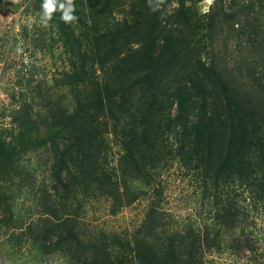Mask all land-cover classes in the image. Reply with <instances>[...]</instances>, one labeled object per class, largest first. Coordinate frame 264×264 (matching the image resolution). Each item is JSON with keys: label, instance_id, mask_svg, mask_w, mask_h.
I'll return each instance as SVG.
<instances>
[{"label": "trees", "instance_id": "trees-1", "mask_svg": "<svg viewBox=\"0 0 264 264\" xmlns=\"http://www.w3.org/2000/svg\"><path fill=\"white\" fill-rule=\"evenodd\" d=\"M171 1L72 0L78 19L69 23L53 12L49 46H60L69 105L56 99V112L40 120L32 94L10 115L16 127L0 128V233L19 227L8 183L30 174L22 170L46 143L42 125L66 213L59 219L52 207L28 224L39 252L82 264H215L257 251L250 220L252 210L264 213V0H213L203 12L201 0H175L169 11ZM25 2L42 15V0ZM170 161L200 181L205 221L174 222L151 201L131 232L78 235L71 214L81 201L105 198L113 214L150 187L161 194L153 181Z\"/></svg>", "mask_w": 264, "mask_h": 264}, {"label": "rangeland", "instance_id": "rangeland-1", "mask_svg": "<svg viewBox=\"0 0 264 264\" xmlns=\"http://www.w3.org/2000/svg\"><path fill=\"white\" fill-rule=\"evenodd\" d=\"M212 1L201 0L197 4L198 10L205 11ZM25 5V0H0V128L8 130L16 127L11 124L10 115L17 103L29 100L32 94L35 99L31 111L37 119L40 116V120L50 112H56V99L69 105L59 81L63 65L60 46L58 43L49 46L48 29L41 23V15ZM176 6V1L172 0L167 9L171 11ZM39 129L40 134H36L46 143L27 154V166L22 174L26 169L30 174L8 183L12 220H16L19 227L0 233V264H82L62 253H42L33 248L32 232L28 227L31 220L40 218L44 212L50 213L52 207L59 219L66 213L60 204L62 190L50 174L55 151L47 142L43 126L39 125ZM8 130L4 134L6 139L10 134ZM153 183L160 188L161 194L153 195L150 187L113 214L110 202L105 198L81 201L76 214H71L76 218L78 235L87 238L97 237L99 231L131 232L142 220L151 201L160 204L159 209L165 217L174 222L207 219L208 209L200 181L178 162H168ZM64 201L70 205L69 200ZM257 211H251L250 220V230L258 239L254 255L246 253L241 258H232L225 254L216 259L215 264H264V213ZM48 215L54 221L53 216ZM11 233L13 236L9 241Z\"/></svg>", "mask_w": 264, "mask_h": 264}, {"label": "clouds", "instance_id": "clouds-1", "mask_svg": "<svg viewBox=\"0 0 264 264\" xmlns=\"http://www.w3.org/2000/svg\"><path fill=\"white\" fill-rule=\"evenodd\" d=\"M41 23L48 26L52 20L53 12L60 11V19L65 23H69L78 19L74 14V5L72 0H42L41 3Z\"/></svg>", "mask_w": 264, "mask_h": 264}]
</instances>
